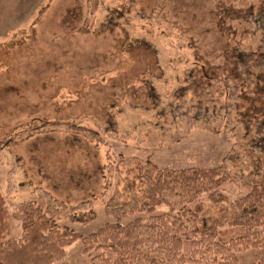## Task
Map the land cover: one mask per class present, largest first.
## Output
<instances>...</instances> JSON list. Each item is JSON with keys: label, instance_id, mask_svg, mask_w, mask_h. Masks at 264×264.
Here are the masks:
<instances>
[{"label": "rangeland", "instance_id": "1", "mask_svg": "<svg viewBox=\"0 0 264 264\" xmlns=\"http://www.w3.org/2000/svg\"><path fill=\"white\" fill-rule=\"evenodd\" d=\"M131 158L169 169L225 161L240 182L222 186L227 201L248 192L244 182L264 172V0H0V196L11 238L22 234L15 206L28 201L91 205L93 221L58 222L84 236L114 222L106 201L142 187L135 164H121ZM198 201L192 224L220 220L208 196ZM55 264H88L83 241Z\"/></svg>", "mask_w": 264, "mask_h": 264}, {"label": "trees", "instance_id": "2", "mask_svg": "<svg viewBox=\"0 0 264 264\" xmlns=\"http://www.w3.org/2000/svg\"><path fill=\"white\" fill-rule=\"evenodd\" d=\"M77 128L104 143L93 131ZM121 164H135L142 182L140 193L121 203L117 194L106 201L114 222L86 236L58 222L93 221L91 205L68 209L50 201H28L15 206L13 215L21 223L22 234L12 239L8 208L0 196V264H55L78 239L83 241L88 264H244L243 253L264 250V172L252 175L244 182L248 192L229 202L220 189L240 182L228 173L225 161L209 169L159 168L136 158ZM205 195L221 218L192 224L189 206ZM164 206L169 211L156 214ZM138 214L147 216L123 222ZM248 264H264V253Z\"/></svg>", "mask_w": 264, "mask_h": 264}]
</instances>
